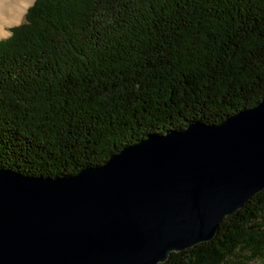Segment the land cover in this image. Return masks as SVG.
<instances>
[{
  "label": "trees",
  "instance_id": "obj_1",
  "mask_svg": "<svg viewBox=\"0 0 264 264\" xmlns=\"http://www.w3.org/2000/svg\"><path fill=\"white\" fill-rule=\"evenodd\" d=\"M0 39V168L63 178L264 100V0H35ZM264 260V191L165 264Z\"/></svg>",
  "mask_w": 264,
  "mask_h": 264
},
{
  "label": "water",
  "instance_id": "obj_2",
  "mask_svg": "<svg viewBox=\"0 0 264 264\" xmlns=\"http://www.w3.org/2000/svg\"><path fill=\"white\" fill-rule=\"evenodd\" d=\"M264 191V100L63 178L0 168V264H165Z\"/></svg>",
  "mask_w": 264,
  "mask_h": 264
},
{
  "label": "bare ground",
  "instance_id": "obj_3",
  "mask_svg": "<svg viewBox=\"0 0 264 264\" xmlns=\"http://www.w3.org/2000/svg\"><path fill=\"white\" fill-rule=\"evenodd\" d=\"M33 0H0V36L5 35L4 24L18 23Z\"/></svg>",
  "mask_w": 264,
  "mask_h": 264
},
{
  "label": "rangeland",
  "instance_id": "obj_4",
  "mask_svg": "<svg viewBox=\"0 0 264 264\" xmlns=\"http://www.w3.org/2000/svg\"><path fill=\"white\" fill-rule=\"evenodd\" d=\"M35 2V0H33V2L28 6V8ZM27 8V10H28ZM26 10V12H27ZM26 12L23 14V16L21 17L20 21L17 24L14 25H9V26H5V35H2L3 37L7 38L10 36L11 32L9 31L12 27L18 26L20 25L23 21H24V16L26 14ZM0 36V39H3V37ZM251 264H264V260H257Z\"/></svg>",
  "mask_w": 264,
  "mask_h": 264
},
{
  "label": "crops",
  "instance_id": "obj_5",
  "mask_svg": "<svg viewBox=\"0 0 264 264\" xmlns=\"http://www.w3.org/2000/svg\"><path fill=\"white\" fill-rule=\"evenodd\" d=\"M15 24H17V23H15ZM9 25H14V24H9V23H6V24H4V26H3V29H4V31H5V26H9ZM11 35V34H10ZM3 37V36H2ZM8 38V37H7ZM3 39H6L5 37H3Z\"/></svg>",
  "mask_w": 264,
  "mask_h": 264
}]
</instances>
